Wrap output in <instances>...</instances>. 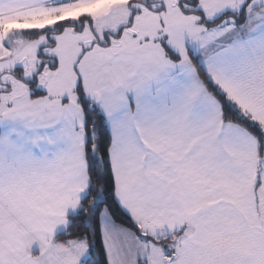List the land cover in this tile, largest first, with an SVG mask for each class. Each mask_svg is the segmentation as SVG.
Wrapping results in <instances>:
<instances>
[{"label":"snow or ice","instance_id":"obj_1","mask_svg":"<svg viewBox=\"0 0 264 264\" xmlns=\"http://www.w3.org/2000/svg\"><path fill=\"white\" fill-rule=\"evenodd\" d=\"M0 264H264V0H0Z\"/></svg>","mask_w":264,"mask_h":264}]
</instances>
